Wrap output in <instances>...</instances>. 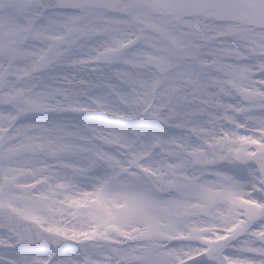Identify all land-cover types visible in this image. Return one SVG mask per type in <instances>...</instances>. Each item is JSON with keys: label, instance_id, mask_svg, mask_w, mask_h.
I'll use <instances>...</instances> for the list:
<instances>
[{"label": "snow or ice", "instance_id": "obj_1", "mask_svg": "<svg viewBox=\"0 0 264 264\" xmlns=\"http://www.w3.org/2000/svg\"><path fill=\"white\" fill-rule=\"evenodd\" d=\"M0 264H264V0H0Z\"/></svg>", "mask_w": 264, "mask_h": 264}]
</instances>
